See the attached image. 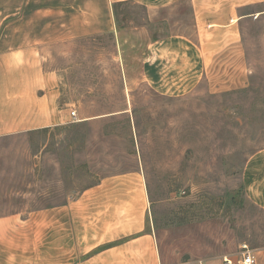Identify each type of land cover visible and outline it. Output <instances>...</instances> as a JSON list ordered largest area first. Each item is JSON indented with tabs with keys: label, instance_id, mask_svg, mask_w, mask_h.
<instances>
[{
	"label": "rangeland",
	"instance_id": "374dc122",
	"mask_svg": "<svg viewBox=\"0 0 264 264\" xmlns=\"http://www.w3.org/2000/svg\"><path fill=\"white\" fill-rule=\"evenodd\" d=\"M116 17L120 43L104 34L47 55L69 119L0 139V168L20 177L12 185L34 190L42 159V174H57L53 187L72 193L138 170L164 264H224L223 256L238 259L244 247L256 256L264 247V209L246 197L242 173L248 157L264 148V14L242 23L240 55L223 54L215 70L180 95L152 88L141 66L148 41L195 37L188 0L154 13L126 1Z\"/></svg>",
	"mask_w": 264,
	"mask_h": 264
},
{
	"label": "crops",
	"instance_id": "0c3cea01",
	"mask_svg": "<svg viewBox=\"0 0 264 264\" xmlns=\"http://www.w3.org/2000/svg\"><path fill=\"white\" fill-rule=\"evenodd\" d=\"M126 1L154 13L182 0H0V139L69 119L47 55L74 39L104 34L120 43L113 5ZM188 4L195 37L169 34L145 46L142 74L161 94L190 92L220 56L240 55L242 23L264 14V0ZM35 167L41 173L34 190L12 185L20 177L0 168V264H164L148 225L150 201L140 171L109 174L72 193L53 187L57 174L44 176L42 159ZM242 176L246 197L264 209V148L248 157ZM255 254L256 264H264V247Z\"/></svg>",
	"mask_w": 264,
	"mask_h": 264
},
{
	"label": "built area",
	"instance_id": "2783aa9c",
	"mask_svg": "<svg viewBox=\"0 0 264 264\" xmlns=\"http://www.w3.org/2000/svg\"><path fill=\"white\" fill-rule=\"evenodd\" d=\"M71 116H75V111L70 112ZM241 252V256L238 259H232L231 257L225 255L222 257V262L224 264H256L255 256L252 250H249L247 247ZM198 264H206L204 261H198Z\"/></svg>",
	"mask_w": 264,
	"mask_h": 264
},
{
	"label": "trees",
	"instance_id": "16d2710c",
	"mask_svg": "<svg viewBox=\"0 0 264 264\" xmlns=\"http://www.w3.org/2000/svg\"><path fill=\"white\" fill-rule=\"evenodd\" d=\"M123 3H124V2H119V3H115V4L113 5V10H114V16H115L116 25H117L116 8H117L119 5L123 4ZM117 27L120 28V26H118V25H117Z\"/></svg>",
	"mask_w": 264,
	"mask_h": 264
}]
</instances>
